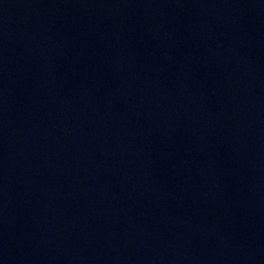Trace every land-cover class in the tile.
<instances>
[{
  "label": "water",
  "instance_id": "obj_1",
  "mask_svg": "<svg viewBox=\"0 0 264 264\" xmlns=\"http://www.w3.org/2000/svg\"><path fill=\"white\" fill-rule=\"evenodd\" d=\"M0 264H264V0H0Z\"/></svg>",
  "mask_w": 264,
  "mask_h": 264
}]
</instances>
